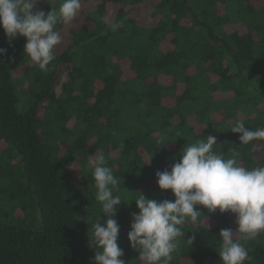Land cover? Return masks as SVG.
I'll list each match as a JSON object with an SVG mask.
<instances>
[{
	"label": "trees",
	"instance_id": "1",
	"mask_svg": "<svg viewBox=\"0 0 264 264\" xmlns=\"http://www.w3.org/2000/svg\"><path fill=\"white\" fill-rule=\"evenodd\" d=\"M57 30L55 59L40 70L25 39L10 45L0 29V264H92L103 221L89 164L100 156L124 202L121 259L139 264L127 240L134 200L174 199L155 173L186 144L214 135L217 154L264 166V141L240 145L231 131L264 127V0H82ZM201 214L169 264H222L219 232L236 229L234 215ZM246 247V264H264V233Z\"/></svg>",
	"mask_w": 264,
	"mask_h": 264
},
{
	"label": "clouds",
	"instance_id": "2",
	"mask_svg": "<svg viewBox=\"0 0 264 264\" xmlns=\"http://www.w3.org/2000/svg\"><path fill=\"white\" fill-rule=\"evenodd\" d=\"M39 0H0V29L9 44L24 38V54L40 70H47L55 59V50L62 42L57 26L70 24L81 10L82 0H62L58 10H39ZM120 23L111 25L112 31ZM7 49L0 48V56ZM231 131L238 134L240 145L264 141V127L255 130L236 121ZM217 137L208 135L186 144L179 160L170 170L157 171L155 178L162 193L171 192L174 199H149L139 193L134 200L137 211L132 212L127 240L138 253L139 264H169L184 236L186 223L198 224L201 208L209 214L229 213L235 216L236 229L219 232V258L222 264H246L251 259L248 241L264 233V166L248 169L238 164L239 152L233 150L226 158L213 149ZM96 189L95 199L102 209V221L95 222L93 239L98 251L92 264H125L119 246L120 225L114 217L124 203L118 194L119 181L113 169L105 165L103 156L90 162ZM194 237L188 239L192 244Z\"/></svg>",
	"mask_w": 264,
	"mask_h": 264
},
{
	"label": "rangeland",
	"instance_id": "3",
	"mask_svg": "<svg viewBox=\"0 0 264 264\" xmlns=\"http://www.w3.org/2000/svg\"><path fill=\"white\" fill-rule=\"evenodd\" d=\"M43 1H45V0H39V3H38L37 5H41V4L43 3ZM259 145H260V144H257V147H259ZM233 220H235V216H233ZM231 223H232V219H231L230 225H231ZM210 224L215 225V222L210 221V222H209V225H210ZM232 225H233V223H232ZM234 225H236V224H234Z\"/></svg>",
	"mask_w": 264,
	"mask_h": 264
}]
</instances>
